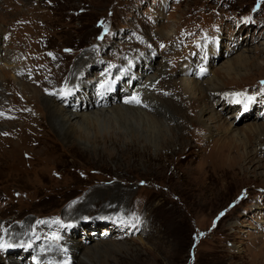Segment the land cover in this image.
Returning a JSON list of instances; mask_svg holds the SVG:
<instances>
[{
	"label": "rangeland",
	"instance_id": "374dc122",
	"mask_svg": "<svg viewBox=\"0 0 264 264\" xmlns=\"http://www.w3.org/2000/svg\"><path fill=\"white\" fill-rule=\"evenodd\" d=\"M195 35L205 38L196 68L186 61L195 54L186 47ZM0 39L1 133L24 123L31 102L49 129L57 130L41 98L27 99L20 87L29 94L31 87L64 93L77 77L88 95L89 89L110 91L122 84L106 107L83 109L95 121L77 126L74 138L54 135L46 145L42 139L35 148L21 141L0 151V264H47L51 256H58L55 264H79L77 258L87 253L92 264H264L263 140L256 146L248 137L251 144L244 141L243 147L220 138L208 122L213 136L207 141L195 129L197 112L187 124L175 114L162 133L152 122L154 113L122 100L134 94L138 102L135 91L149 78H161L156 69L162 64L163 78L147 94L176 107L178 90L168 83L180 84L188 64L194 74H215L223 94L239 96L226 111L214 105L221 122L237 120L228 117L238 114L233 105L243 107L238 115L244 120L252 93L257 109L231 127L264 122L257 118L264 113V0H0ZM175 40L182 49H175ZM90 52L93 58L77 76L76 63ZM241 55L251 59L240 70L242 79L224 78L223 62ZM125 73L132 77L128 85ZM115 106L141 114L107 115ZM171 130L174 140L181 138L167 146ZM118 189L124 193L120 199L113 196ZM96 191L105 194L93 201ZM14 228L29 237L9 236ZM71 246L77 248L73 260Z\"/></svg>",
	"mask_w": 264,
	"mask_h": 264
},
{
	"label": "bare ground",
	"instance_id": "6f19581e",
	"mask_svg": "<svg viewBox=\"0 0 264 264\" xmlns=\"http://www.w3.org/2000/svg\"><path fill=\"white\" fill-rule=\"evenodd\" d=\"M169 33L166 35L160 34V36H164L165 38H167V37H169ZM245 52H249V49L243 50V53H245ZM214 53H216L215 50H214ZM93 55H94V52H90L87 56H85L84 58L79 60L76 63L77 65L75 64L76 69L74 70V72H76L77 76H79L81 74V72H83L86 69V68L84 69V67H86V65H87L86 63L88 61H90L91 58H93ZM216 56H218V55H216ZM245 57L246 56L241 55V56L231 58L228 61H224L222 64L223 68H221L222 69L221 72L224 73V78L226 76H228L229 77L228 79L234 80L235 79L234 77L235 76L237 77V75H238V77L235 80L236 81L241 80L242 76H239V73H241L240 70L245 69L247 64L251 65L250 64L251 59L248 57H247L248 58L247 59ZM233 59L236 60V64L232 65V63L234 61ZM208 62H209V60H208ZM127 69H131V68L128 67ZM165 69L163 68L162 64L159 65V67L156 69V71L160 75L159 77L163 78L162 76L164 75ZM181 70L182 71H180V73H181L182 77L179 81L180 84H178V83L172 84V81H169L170 83H168L169 84L168 86H170L171 91L175 92V90H178V93H176V95H175L176 100L178 99L180 101V102H176L177 108L175 106H173V103L169 102L168 100L158 102V100L160 101V96L158 99L155 98V100H153V98L147 94V89L152 84L156 83L157 80H160L161 78H157L156 80H153L151 77V78H149L150 82L148 83L147 86L140 88V89H137L135 91V93L137 92L136 94L138 95V98H139L138 102H135L134 98H133L134 99L133 100V99H131V97H128L129 95L128 96L124 95L122 97L123 98L122 100L126 101V104H125L126 106L130 105V106H133L136 108L138 107V108H140V110L142 109V112L148 111L150 113H154V117L151 116L154 119V121L152 120V122H154V124L157 127L162 128L161 129L162 133H164V130L167 129L166 126H164L165 125L164 123H169L170 121H172L173 120L172 117H174L175 114L178 115L181 113V119H182L183 123L187 124V121L189 120V118L191 116L190 113L194 114V112H197L198 119L195 120V123L197 124V127H195V129H197V128L200 129L202 131L203 135L204 134L206 135V136L205 135L204 136L206 137L207 141H209V139L212 138L213 135L212 134L210 135V133H211L212 128L215 127L216 128L215 130L218 132L217 134H219V133L221 134V135L219 134L220 138H221V136H223L227 140L231 141V143H234L235 141H237L236 144H240L242 142V144H240V145H242L243 147L247 145V143L244 141H247L249 143L248 145H250L251 143L249 142V140H251L252 138H254V140H257V141H255L256 146L258 143L260 144L261 140H263L262 141L263 143L260 144V146H262V148H263V149L261 148L262 151H260V154L263 153V155H264V122L257 123L256 125L255 124L254 125H246L240 129L239 128L236 129L235 126L231 127L232 123H234V125L235 124L237 125V123H240L241 121L243 122L245 119H249L248 115L255 112V109H257V106L254 104L253 108L251 107V108L245 109L247 112V115H246V118H243L244 120H241L242 118H240V120H239V116H240V115H238L239 111H238V114L236 116H233L232 114H230L228 116V117H230V119L236 118L240 122L236 120L235 122H232V123L230 122L229 125H227L228 123L225 120L221 122L222 119L220 118V116H218V114L215 112V110H213V107H214V105L216 107H222L224 109V111H226L227 109H229L226 107V104H228V105L237 104L236 102L239 99V96H236V95L227 96L226 94H223V88H222L223 85H220L221 82H219V80L215 74L210 76V77H206V74H205L206 71L205 70L204 71L203 70H198V71L196 70L197 74H194L192 72L194 70H192V68H190L188 64H186V66ZM146 71H148V70L146 69ZM126 73H125L124 77L122 78V81H123V83H127V85H128V83L130 84V81H132V77L130 78L131 80H129L127 78L128 75ZM231 74H234V75L231 76ZM3 75L1 74V78H2V81L4 82V81H6V78L4 77L5 75L4 76ZM136 75L140 76L142 74L137 73ZM146 75H142V76L145 78ZM188 75L189 76L191 75V78ZM192 76H194V79L192 78ZM125 77H126V79H125ZM56 78H58V77H56ZM24 79L25 78H23V81H24ZM54 84H55V82H54ZM80 84H82V82H80V80H78L77 77H73L72 78V84H71V87L69 89L65 90L64 93L56 92L55 94H51V95H49L48 93L43 94L40 91H36L33 89V87L28 88L30 90L29 91L30 94H29L28 92H25V90L22 87H20V89L22 91L20 94H22V95L26 94L28 97L27 99L31 100L32 97H34V96H36L37 99H38V97L41 98V101L44 103V105H42V106L45 107L46 113L49 114V117L52 120V123L56 126L57 130H55L54 128L52 129V127L49 129V127L46 123L47 121L45 119V116L42 117L41 113H39L38 109H40V108L37 106V104L33 105L34 103H32V102L28 103L26 105V107H28V109L30 110V114L25 117L24 123L22 125L9 127V129H6V131H4L2 133L0 132V151L3 150L4 146L7 144H9V146L14 145V147L16 148V146L19 145L17 142H21V141L25 142L28 145H30L31 147L35 148V147L39 146L40 140L42 139V144L46 145L45 144L46 139H48V140L51 139V141H53L54 135H57V137L67 139V140H69L72 137L74 138L76 136L77 126L79 129L80 128L85 129V127L88 126L89 122L93 123V120H94V118L92 117L93 113H88V112L84 113L83 109L87 110L89 107H91V108L94 107V105L106 107V105L109 102H111V100H113V98H114V100L117 98V95L120 93V92L118 93L119 86L122 85L120 83V81H118L116 84L111 85L112 89L110 91H104V89H105L104 86H101V88L99 87L96 92L93 89L88 88L89 93H88V95H86V93L83 90H79V89H81V87H79ZM137 86H138V84H137ZM0 87H1V85H0ZM42 87L44 88V86H42ZM76 90H78V91H76ZM85 91H87V89ZM120 91H121V89H120ZM97 92H102V93L96 94ZM94 93L96 94V97L93 96ZM103 93H104V95H103ZM220 94L222 95L223 98L220 97L221 99L219 98V100L217 101V97ZM98 95H101L104 97L99 98ZM66 96H67V99L64 102L62 100L61 101L57 100L58 98L59 99H61V98L63 99V97L66 98ZM177 96H179V98H177ZM24 100H26V99L24 98ZM105 100L108 102L104 103ZM140 100H141V102H140ZM172 102H174V101H172ZM239 105H241V102ZM75 106H76V108L74 109L73 107H75ZM77 107H78V109H77ZM199 107H201V108L198 110ZM232 107H234V105ZM67 108H69V109H67ZM126 108H124V109L126 110ZM174 108H176V113L173 112V111H175ZM124 109H122L119 106H115V108L109 109L111 111L110 113H106V114L110 115V116L122 117V118H127V116L130 117L131 113H134L133 116H138L141 114V113H139V110L134 109V108H132V110H128L129 111L128 113L123 112ZM40 111H41V109H40ZM103 115L105 117V113ZM243 115H244V113H243ZM17 116H15V117H17ZM148 117H150V115ZM205 117H206V120L204 119ZM257 118L262 121L264 119V113L263 114L261 113L259 116H257ZM105 119H107V118H105ZM162 119H164L163 122H162ZM96 122H97V120H96ZM208 122L210 125H213V127H209L210 125L207 126ZM188 123L190 124V122H188ZM172 131L173 130H171L170 132L168 131L169 134H171V136H172V140L170 142H166L167 146H171V145L174 146V143L175 142L178 143V141L181 138L178 136V137H176V140H174L175 136H174V132H172ZM192 135H193L192 137H194V139H195L196 134H195V136H194V134H192ZM248 137L251 139H248ZM203 140H204L203 138L197 139V141L200 144ZM215 141H219V140H215ZM55 142H57V141H55ZM183 142H185V141H183ZM241 157H242L241 160H245L246 164H248L249 166L252 165L251 164L252 160L250 158L246 159L247 156L245 157L244 155ZM261 168L264 170V159L261 161V165H260L259 169H261ZM202 189H205V188H202ZM109 192L110 191L108 190L107 193H109ZM104 194H105V192L96 191V194H93L91 196L92 197L91 199H93V201H96V199L98 197H100L101 195L104 196ZM121 194L124 195V193H122L121 190L118 189L113 194V196L120 199V196H122ZM115 201H116V199H115ZM23 228H26L25 224L23 225L22 229ZM17 229L18 228H14L11 231L9 236H13V235L18 233V234H21L22 237L23 236L29 237L28 234L30 232H27V230L26 231H20V229L19 230H17ZM18 231H20V232H18ZM13 233H15V234H13ZM74 249L76 250L77 248H75L73 246L67 248V250L69 251V254H70V255L69 254L68 255H69V258L71 260H73L75 258ZM43 255H42V257H43ZM88 257H89L88 253L81 256V257H78L77 262L79 264H87V263L92 264ZM48 258H49V256H48ZM57 258H58V256H51L50 261L48 263L49 264H55V261L57 260ZM35 264H40V263L35 262Z\"/></svg>",
	"mask_w": 264,
	"mask_h": 264
}]
</instances>
